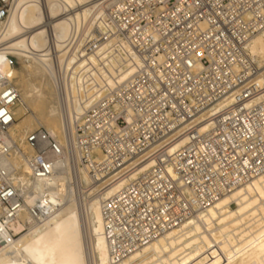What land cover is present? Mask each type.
<instances>
[{
  "label": "built area",
  "instance_id": "1",
  "mask_svg": "<svg viewBox=\"0 0 264 264\" xmlns=\"http://www.w3.org/2000/svg\"><path fill=\"white\" fill-rule=\"evenodd\" d=\"M16 1L0 0V20ZM92 1L102 11L69 49L109 45L139 61L85 112L75 138L80 164L99 184L153 161L102 204L110 243L129 252L264 170V73L246 50L264 30V0ZM18 100L0 73V132L15 120ZM180 138L185 143L170 151ZM26 142L34 151L26 156L30 177L46 181L58 171L61 146L44 128L28 133ZM2 175L0 205L12 213L22 198ZM46 190L30 209L36 219L52 213L39 200Z\"/></svg>",
  "mask_w": 264,
  "mask_h": 264
},
{
  "label": "bare ground",
  "instance_id": "2",
  "mask_svg": "<svg viewBox=\"0 0 264 264\" xmlns=\"http://www.w3.org/2000/svg\"><path fill=\"white\" fill-rule=\"evenodd\" d=\"M96 11L102 6L92 0H17L0 20V73L19 94L11 109L15 120L0 132V171L22 198L12 213L0 205V264H264V170L230 185L184 221L129 252L110 243L103 202L153 161L100 184L80 164L75 138L82 116L139 65L109 45L87 53L69 49L79 29L92 27ZM246 50L264 73V30ZM40 125L63 155L54 161L58 171L52 177L35 182L26 160L34 151L26 136ZM199 128L204 130L205 123ZM184 143L178 139L170 151ZM44 188L39 200L52 213L36 219L30 209L39 204L38 191ZM83 191L86 196L78 200Z\"/></svg>",
  "mask_w": 264,
  "mask_h": 264
},
{
  "label": "rangeland",
  "instance_id": "3",
  "mask_svg": "<svg viewBox=\"0 0 264 264\" xmlns=\"http://www.w3.org/2000/svg\"><path fill=\"white\" fill-rule=\"evenodd\" d=\"M13 63L15 64L16 67H19L18 66V62L17 61L15 62L14 59H13ZM16 109H17V107H16ZM29 113H30V109H27L26 114L24 116H27ZM16 121H20V115H17V120ZM40 127L41 128H45L43 125H40ZM83 192H85V193H83ZM83 192H80V193L77 194V199L79 198L78 200L82 199L83 196H86V191H83Z\"/></svg>",
  "mask_w": 264,
  "mask_h": 264
},
{
  "label": "water",
  "instance_id": "4",
  "mask_svg": "<svg viewBox=\"0 0 264 264\" xmlns=\"http://www.w3.org/2000/svg\"><path fill=\"white\" fill-rule=\"evenodd\" d=\"M2 16V13L0 12V17Z\"/></svg>",
  "mask_w": 264,
  "mask_h": 264
}]
</instances>
